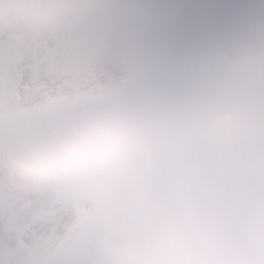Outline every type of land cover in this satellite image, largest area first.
I'll return each mask as SVG.
<instances>
[{"label": "rangeland", "instance_id": "obj_1", "mask_svg": "<svg viewBox=\"0 0 264 264\" xmlns=\"http://www.w3.org/2000/svg\"><path fill=\"white\" fill-rule=\"evenodd\" d=\"M230 1L236 4L230 5ZM119 4L127 7L117 8ZM105 5L81 17V23H85L87 30L94 28L100 33L101 53L114 70L115 76L103 82L102 86L116 91L125 89V65L131 51L133 54V47L149 43L143 49L136 47V57L143 51L151 63L137 71L138 91L136 88L128 91L134 93V97L152 93L167 103L168 121L150 140L154 148L159 145L158 149L154 150L148 144L141 157L136 154L116 168L61 181L68 185L64 190L57 189L56 183L43 186L17 183L7 194L2 195L0 191V258L5 261L52 264L71 229L63 222L56 223L59 229L57 238L51 239L49 248L42 244L45 234L50 236L55 232L49 230L56 216H68L61 205H54L48 211L49 223L29 232L23 231L30 218L47 213L35 212L34 208L24 209L28 192L34 196L36 191L49 190L56 196L60 190L72 191L69 188L72 186L79 199L86 201V195L95 188L100 206L90 210L83 206L88 217L79 224H73L72 228L84 224L88 230L91 239L89 264H113L112 253L108 250L118 240V226L125 209L133 203L147 200L179 210L182 200L203 202L206 191L229 190L230 183L242 187L250 185L255 176L242 180L247 176L242 173L245 169L264 170V110L254 102L257 97L255 89L250 95L253 87L264 90V63L258 56L261 39L264 38V0H124ZM178 6L183 12L176 8ZM115 20L117 24L113 23ZM66 25L50 34L40 35L39 44L46 45L56 37L62 39L77 32L74 22ZM160 59L166 61L163 67L156 65ZM132 69V78H135L133 61ZM196 71L203 76L197 83L193 76ZM97 93L94 90L86 99ZM106 95L108 93L104 92L105 99ZM110 96L114 97L113 94ZM119 98H129V95L119 94ZM239 100L243 105L252 104L241 105L240 111L235 112L234 103ZM205 117L204 124L200 120H205ZM199 128L205 130V136H209L207 140L217 138L222 145L212 143L214 152L218 154L209 151L206 155L199 154L200 162L196 165L192 159L196 151L190 144L196 141ZM155 153L157 159L153 161ZM232 154L242 172L232 171L235 163ZM229 160L233 163L227 164ZM129 172L130 183L127 182ZM0 181L3 185L15 184L4 174L0 175ZM112 219L116 228L107 236L100 249L101 255L97 254L94 252L97 248L96 234L101 227V235L104 234L112 226Z\"/></svg>", "mask_w": 264, "mask_h": 264}, {"label": "clouds", "instance_id": "obj_2", "mask_svg": "<svg viewBox=\"0 0 264 264\" xmlns=\"http://www.w3.org/2000/svg\"><path fill=\"white\" fill-rule=\"evenodd\" d=\"M124 0H0V30L52 33L98 6ZM152 93L116 100L64 121L2 161L12 180L43 186L113 169L141 153L165 125ZM113 264H264V170L235 190L206 191L179 210L140 200L125 209Z\"/></svg>", "mask_w": 264, "mask_h": 264}, {"label": "snow or ice", "instance_id": "obj_3", "mask_svg": "<svg viewBox=\"0 0 264 264\" xmlns=\"http://www.w3.org/2000/svg\"><path fill=\"white\" fill-rule=\"evenodd\" d=\"M101 47L102 37L94 28L55 45L0 42V109L6 97L9 102H19L41 92L56 97V104H69L78 93L108 81L115 74ZM258 56L264 63V38ZM74 197V193L66 192L60 199L71 202ZM90 243L84 224L70 229L52 264H89ZM0 264L21 262L0 258Z\"/></svg>", "mask_w": 264, "mask_h": 264}]
</instances>
